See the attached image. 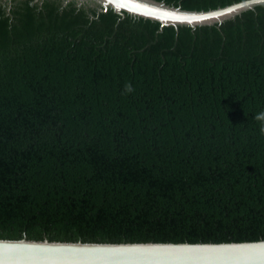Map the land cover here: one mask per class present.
<instances>
[{
    "label": "trees",
    "instance_id": "1",
    "mask_svg": "<svg viewBox=\"0 0 264 264\" xmlns=\"http://www.w3.org/2000/svg\"><path fill=\"white\" fill-rule=\"evenodd\" d=\"M89 11L0 4V237L264 239V5L162 31Z\"/></svg>",
    "mask_w": 264,
    "mask_h": 264
},
{
    "label": "water",
    "instance_id": "2",
    "mask_svg": "<svg viewBox=\"0 0 264 264\" xmlns=\"http://www.w3.org/2000/svg\"><path fill=\"white\" fill-rule=\"evenodd\" d=\"M42 3L43 0H34ZM12 0H0V4ZM97 13L113 9L124 18L151 19L165 26L222 25L260 5L241 0L211 9H186L165 0H61L66 7ZM0 264H264V239L223 242L190 241H84L0 237Z\"/></svg>",
    "mask_w": 264,
    "mask_h": 264
},
{
    "label": "clouds",
    "instance_id": "3",
    "mask_svg": "<svg viewBox=\"0 0 264 264\" xmlns=\"http://www.w3.org/2000/svg\"><path fill=\"white\" fill-rule=\"evenodd\" d=\"M255 3L264 5V0H255ZM134 89L131 84H126L124 88L125 93H131ZM254 119L260 121L262 126L260 128L261 133H264V111L255 114Z\"/></svg>",
    "mask_w": 264,
    "mask_h": 264
}]
</instances>
